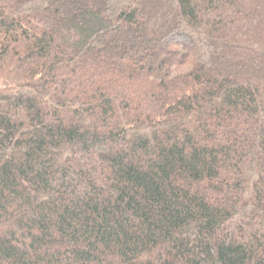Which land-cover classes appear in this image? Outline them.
<instances>
[{"label":"trees","instance_id":"16d2710c","mask_svg":"<svg viewBox=\"0 0 264 264\" xmlns=\"http://www.w3.org/2000/svg\"><path fill=\"white\" fill-rule=\"evenodd\" d=\"M0 264H264V0H0Z\"/></svg>","mask_w":264,"mask_h":264}]
</instances>
